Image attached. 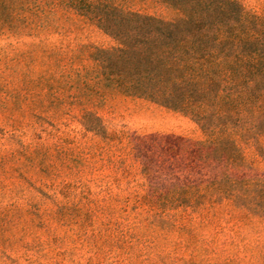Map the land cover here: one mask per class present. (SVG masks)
<instances>
[{
    "label": "trees",
    "instance_id": "16d2710c",
    "mask_svg": "<svg viewBox=\"0 0 264 264\" xmlns=\"http://www.w3.org/2000/svg\"><path fill=\"white\" fill-rule=\"evenodd\" d=\"M156 1L174 17L115 0H0V73L22 81L27 93L31 83H50L58 92L83 91L93 81L103 96L146 100L197 125V156L191 150L197 163L258 168L264 161V16L238 0ZM85 26L114 45H72V34ZM82 125L105 131L95 111H85ZM6 160L0 156V171ZM151 205L152 223L183 237L176 247L190 249L193 258L196 252L231 258L239 243L215 235L223 223L264 221V176L224 173L177 183ZM210 228L214 236H207ZM193 258L187 263L196 264Z\"/></svg>",
    "mask_w": 264,
    "mask_h": 264
},
{
    "label": "rangeland",
    "instance_id": "374dc122",
    "mask_svg": "<svg viewBox=\"0 0 264 264\" xmlns=\"http://www.w3.org/2000/svg\"><path fill=\"white\" fill-rule=\"evenodd\" d=\"M115 1L174 17L156 0ZM238 1L264 16V0ZM70 43L114 45L93 26L72 34ZM90 82L83 91L58 92L50 83H31L27 93L22 81L0 73V156L7 158L0 171V264H189L190 249L174 244L183 237L152 223V202L177 183L224 173L264 176V161L242 170L197 163L195 123L143 99L103 96ZM87 110L101 117L104 132L85 130ZM222 227L216 239L238 242L240 252L231 258L196 252V264H264V221ZM206 232L214 236L215 229Z\"/></svg>",
    "mask_w": 264,
    "mask_h": 264
}]
</instances>
